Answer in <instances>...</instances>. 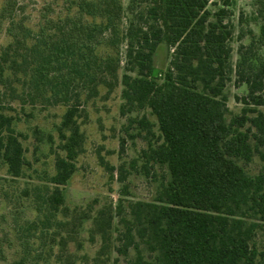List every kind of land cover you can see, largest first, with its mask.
Returning <instances> with one entry per match:
<instances>
[{
    "label": "trees",
    "instance_id": "1",
    "mask_svg": "<svg viewBox=\"0 0 264 264\" xmlns=\"http://www.w3.org/2000/svg\"><path fill=\"white\" fill-rule=\"evenodd\" d=\"M209 5L211 0H130L125 33L121 0L73 1L77 18L47 21L37 33L10 17L13 42L0 54V82L10 80L9 71L33 105L66 106L63 127L70 131L63 136L66 157L57 158L52 187L36 188L37 221L19 229L25 239L23 262L40 227L48 231L63 224L56 216L83 143L76 121L82 94L95 97L100 85L112 87L110 78L118 81L119 54L127 42L122 96L157 118L162 143L145 154L148 162L165 168L167 177L153 202H130L128 215L120 213L123 230L116 252L128 256L134 251L129 264H264V252L256 245L258 231H264V111L259 110L264 107V55L254 35L248 46L240 45L237 81L248 91L241 99L242 113L228 121L224 90L233 53L232 12L220 8L212 14ZM255 5L263 42L264 0ZM103 44L117 56H100ZM161 44L171 56L160 84L154 59ZM13 122L0 114V159L9 175L19 178L27 160ZM139 124L153 133L145 117ZM256 155L263 168L252 177L241 162ZM106 220L99 221V229L108 240L104 224L110 227L114 218Z\"/></svg>",
    "mask_w": 264,
    "mask_h": 264
},
{
    "label": "rangeland",
    "instance_id": "2",
    "mask_svg": "<svg viewBox=\"0 0 264 264\" xmlns=\"http://www.w3.org/2000/svg\"><path fill=\"white\" fill-rule=\"evenodd\" d=\"M73 1L77 0H0V16L7 9L6 16L1 18L0 54L13 42L8 34L10 17L37 33L47 21L77 18L78 8L72 6ZM255 1L211 0L208 7L212 14L220 8L232 12L230 21L234 33L230 44L233 53L224 90L229 108L228 121L242 113L245 106L241 99L248 91L246 85L237 81L240 45L248 46L254 35L258 38L259 53L264 55V41L261 42L260 37L262 22ZM121 2L125 10L122 24L125 33L128 18H131L130 0ZM84 20L93 21L90 17ZM101 21L96 19L97 23ZM126 45L124 42L119 54L123 63L118 70V81L109 77L112 87L100 85L95 97L87 98L82 94L76 121L83 134V143L74 161L76 172L62 187L65 205L56 216L63 224L54 225L48 231H42L40 227L35 237L30 238L32 252L25 262L21 245L25 239H20L19 229L27 228L28 222L37 221L36 205L41 201L37 198L36 188L52 187L50 180L56 174L57 158L66 157L63 136L68 138L70 131L63 127L66 106L33 105L15 78L6 71L5 76L10 80L6 84L0 82V114L13 119L27 164L22 176L14 178L8 173V165L0 159V264H129L134 258V251L128 256L116 252L117 237L123 230L120 213L128 215L130 202H153L167 173L165 168L148 162L145 154L151 145L162 143L157 118L149 108L132 107L122 96ZM97 52L102 57L117 56L107 44L101 45ZM170 56L168 46L161 44L154 59L161 72L160 84L164 82ZM259 110L264 111V107ZM144 117L153 125L152 134L139 124ZM241 165L252 177L263 168L257 155L250 162L242 161ZM103 212L107 215L101 219ZM110 216L114 220L110 227L104 224L108 232V240H105L99 221L108 220ZM256 245L259 252H264V231H258Z\"/></svg>",
    "mask_w": 264,
    "mask_h": 264
}]
</instances>
